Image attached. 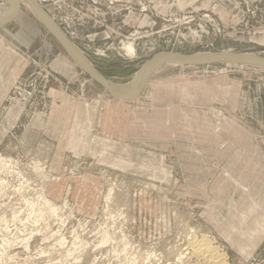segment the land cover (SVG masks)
<instances>
[{"label":"rangeland","instance_id":"rangeland-1","mask_svg":"<svg viewBox=\"0 0 264 264\" xmlns=\"http://www.w3.org/2000/svg\"><path fill=\"white\" fill-rule=\"evenodd\" d=\"M39 2L116 84L163 52L264 58V0ZM21 8L0 28V264H204L192 239L264 264V66L167 63L120 100Z\"/></svg>","mask_w":264,"mask_h":264},{"label":"water","instance_id":"water-1","mask_svg":"<svg viewBox=\"0 0 264 264\" xmlns=\"http://www.w3.org/2000/svg\"><path fill=\"white\" fill-rule=\"evenodd\" d=\"M34 4V8L39 14L41 18V23L43 26L47 29V31L53 36V38L60 44V46L72 57L74 60L77 61L78 64H80L90 75L91 77L99 83L104 90L113 98L121 99V100H129V101H135L137 100L143 90L147 87L149 84V81L152 79L156 71L162 66V62L166 58L171 59H178L182 60L187 64L191 65H217V64H246L247 61H256V62H262L264 63V58L262 57H256L252 55H231L229 57H223V58H217V59H205L201 58L197 55H185L181 53H172V52H163L159 54L155 59H153L151 62V66L146 74V77L142 84L139 86L137 91L134 94H126L119 90L117 87V84L114 82L109 81H103L98 78L97 73L95 70L85 61V59L80 56L73 47L63 38L61 37L51 26V23L49 22L48 16L46 12L43 10L42 5L40 4L39 0H32ZM22 0H14L13 1V7L15 9V14L12 18L5 21L4 23H0V28H4L7 25H9L11 22L18 19L22 12Z\"/></svg>","mask_w":264,"mask_h":264},{"label":"bare ground","instance_id":"bare-ground-1","mask_svg":"<svg viewBox=\"0 0 264 264\" xmlns=\"http://www.w3.org/2000/svg\"><path fill=\"white\" fill-rule=\"evenodd\" d=\"M13 1L14 0H9V2L6 5H1L0 4V23H4L5 21L9 20L10 18H12L15 14V9L13 7ZM27 3L29 6H31V8L33 9V12L36 14V16L38 17V19L41 21V18L39 16V14L37 13V11L34 8V4L32 2V0H22V3ZM49 22L51 23V26L54 28V30L61 36L63 37L72 47L73 49L81 56V54L79 53V51L64 37V35L59 31V28L55 25L54 21L49 18ZM130 51L131 53H134V49L132 47H130ZM201 58H205V59H217V58H223V57H229L231 55H197ZM248 63L246 64H256L257 66H264V63L262 62H256V61H247ZM167 63H171V64H187L182 60H178V59H171V58H166L164 59V61L162 62V65L167 64ZM152 62H149L146 64L145 67H143V69L137 74V77L135 78L134 82L129 84V85H121V84H117V87L119 88V90H121L122 92L126 93V94H134L137 89L139 88V86L142 84V82L144 81L146 74L151 66ZM97 73V72H96ZM97 76L99 79L106 81L101 75H99L97 73ZM109 82H111L110 80H107ZM121 100V99H120ZM1 161V159H0ZM51 212L55 213L57 210L54 206H50ZM197 235V234H196ZM194 238V237H193ZM201 238V237H200ZM198 240V239H197ZM191 240L193 242V245H191L192 247V253L191 256L193 255L194 257H196V259H200V261L202 260L204 264H224L223 262V258L221 257V255H219L217 253V250L215 248L212 247V245L210 244V242L206 239L203 240ZM191 244V243H190ZM190 246V245H189ZM191 251V249H190ZM192 256V257H193ZM193 257V258H194ZM221 258V259H220ZM199 261V262H200ZM198 262V263H199ZM202 264V262H201Z\"/></svg>","mask_w":264,"mask_h":264}]
</instances>
